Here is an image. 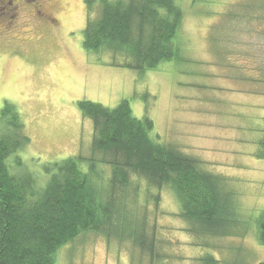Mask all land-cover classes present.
<instances>
[{"label": "rangeland", "instance_id": "rangeland-1", "mask_svg": "<svg viewBox=\"0 0 264 264\" xmlns=\"http://www.w3.org/2000/svg\"><path fill=\"white\" fill-rule=\"evenodd\" d=\"M11 1H0V110L9 103L18 112L29 143L15 154L30 168L89 155L92 123L77 101L114 107L125 98L135 117L152 119L161 142L199 159L233 190L238 207L222 230L232 234L210 237L194 225L196 240L173 195L153 188L154 205L139 182L133 207L146 213L158 261L117 228L108 237L79 234L59 247L54 264H198L204 254L219 264L263 263L255 220L264 210V158L256 157L253 131L264 116V0H180L175 41L184 60L143 72L118 66L120 55L82 47L84 0H47L41 15L28 0Z\"/></svg>", "mask_w": 264, "mask_h": 264}, {"label": "trees", "instance_id": "trees-1", "mask_svg": "<svg viewBox=\"0 0 264 264\" xmlns=\"http://www.w3.org/2000/svg\"><path fill=\"white\" fill-rule=\"evenodd\" d=\"M84 4L87 18L81 44L86 51L120 55L118 66L138 72L184 60L175 41L184 19L180 0H84ZM76 106L92 123L89 155L47 162L42 171L15 154L29 137L14 106L5 103L0 110V264H54L59 247L79 234L92 231L108 237L109 230L117 228L127 235L122 239L151 262L158 261L154 237L147 233L146 209L141 215L133 207L141 195L139 182L148 186L145 193L154 205L160 198L153 195V188L173 195L176 214L196 240L200 230L194 225L211 231L210 237L232 234L222 230L238 210L234 191L202 168L199 159L161 142L147 114L135 117L125 98L114 107L90 100H79ZM261 120L257 158H264V116ZM255 225L257 241L264 244V210ZM198 264L219 261L204 254Z\"/></svg>", "mask_w": 264, "mask_h": 264}, {"label": "flooded vegetation", "instance_id": "flooded-vegetation-1", "mask_svg": "<svg viewBox=\"0 0 264 264\" xmlns=\"http://www.w3.org/2000/svg\"><path fill=\"white\" fill-rule=\"evenodd\" d=\"M29 2H32V6H33V8L34 9H36L37 11H38V13H40V15L41 14H43L40 10L41 9H44V6H45V4H46V1L47 0H42V3H40L39 1H37V0H28ZM2 4H3V2H1ZM4 4L5 5H12V1L10 0V2L9 1H4ZM4 4H3V6H4ZM41 4V5H40ZM38 5H40V8H37L38 7ZM9 8H10V6H9ZM13 15V14H12Z\"/></svg>", "mask_w": 264, "mask_h": 264}, {"label": "crops", "instance_id": "crops-1", "mask_svg": "<svg viewBox=\"0 0 264 264\" xmlns=\"http://www.w3.org/2000/svg\"><path fill=\"white\" fill-rule=\"evenodd\" d=\"M255 129H256V128H255ZM255 129H254L253 132L256 134V143H257V134H258L259 131L257 132V131H255ZM259 133H260V132H259Z\"/></svg>", "mask_w": 264, "mask_h": 264}, {"label": "water", "instance_id": "water-1", "mask_svg": "<svg viewBox=\"0 0 264 264\" xmlns=\"http://www.w3.org/2000/svg\"><path fill=\"white\" fill-rule=\"evenodd\" d=\"M261 264H264V262H263V263H261Z\"/></svg>", "mask_w": 264, "mask_h": 264}]
</instances>
